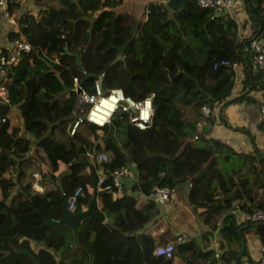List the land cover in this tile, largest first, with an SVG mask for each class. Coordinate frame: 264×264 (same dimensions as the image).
Returning a JSON list of instances; mask_svg holds the SVG:
<instances>
[{"label": "trees", "instance_id": "obj_1", "mask_svg": "<svg viewBox=\"0 0 264 264\" xmlns=\"http://www.w3.org/2000/svg\"><path fill=\"white\" fill-rule=\"evenodd\" d=\"M35 1L36 12H19L16 26L6 33L7 43L0 46L1 57L16 38L30 44L28 51L19 52L16 63L5 65L8 100L0 101V264H33L19 249L30 251L40 264H61L73 240L80 245L79 254H72L66 264H86L93 255V233L106 241V264H171V255L155 254L154 239L139 231L155 216V201L150 198L143 208H136L132 196H112L117 188L111 172L120 165L139 170L141 179L134 186L146 196L154 186L173 188L187 180V204L199 221L208 223L206 233L216 228L223 264H234L238 232L241 237L244 232L254 234L264 248V221L236 217V212L250 207L264 211V160L208 136L212 113L204 116L199 110L202 104L212 109L218 101L261 102L249 92L260 89L264 96V79L252 68L247 44L264 32V0H242L253 26L252 34L242 39L237 38L231 16L195 0L148 1L139 21L115 8L122 0ZM20 4L21 0H9L8 12H18ZM67 51L78 52L81 69ZM220 59L229 63L220 64ZM235 61L242 66L241 91L227 99L234 85L230 63ZM95 80L102 95L111 88H120L132 99L151 95L148 124L136 127L119 107L102 125L88 121L85 112L91 104L80 99L79 92L93 93ZM12 108L20 118L17 123L7 116ZM77 117L81 120L70 133ZM256 127L264 132V116ZM30 147L47 166L44 176L60 182L51 206L35 205L38 198L27 192L30 182L24 180L21 164L24 157L32 159L26 157ZM100 151L106 160L88 159V153ZM61 165L66 170L57 175ZM96 168L103 173L100 180ZM92 175L114 220L104 224L88 216L74 229L61 223L43 225L44 217L59 216L61 199L75 186L84 190L76 206L90 197L86 185H91ZM24 199L34 214L33 225L25 220ZM235 205L239 211H232ZM25 232L43 246L31 248L21 238ZM174 245L172 254L189 264L212 261L213 249L202 248L194 237ZM242 256H247L246 249L238 264Z\"/></svg>", "mask_w": 264, "mask_h": 264}, {"label": "crops", "instance_id": "obj_2", "mask_svg": "<svg viewBox=\"0 0 264 264\" xmlns=\"http://www.w3.org/2000/svg\"><path fill=\"white\" fill-rule=\"evenodd\" d=\"M148 1L155 0H122V2L115 8L118 7V11H125L129 14V18L133 17L134 19L139 21L143 18L142 12L144 10L145 4ZM135 13H138V16H136ZM228 15L231 16L236 22L237 38H246L252 34V22L247 17V14L244 12V10L238 12L236 11L235 13ZM1 41L2 40H0V46L3 45ZM6 43L7 41L4 42V44ZM241 77L242 66L241 63L237 62V65L234 68V85L227 99L233 98L240 93ZM249 92H251L252 96L258 102L261 101L264 97L262 94V90L260 89L251 90ZM211 113L212 123L208 125V136L221 140L222 142L232 147L235 151L243 153L251 152L256 157L264 160V132L256 127V123L261 118L258 111L257 102L248 103L240 101L224 104L223 102L218 101L212 107ZM7 116L10 122L17 123L20 121V118L14 108H12L8 112ZM27 156H31L32 159L26 160L24 157L21 164L24 170L23 178L25 181L30 182L27 192L38 198V200H35L34 202L35 205L51 206L52 193L60 182H56V180L52 179L50 180V178L44 176L45 174H47L45 171L47 169V166L41 159L40 153L34 152L33 148L30 147L26 153V157ZM65 170V166L61 165L56 174L59 175ZM95 170L98 174L100 173L99 168H96ZM84 171L88 172V169L85 168ZM40 172L42 173L40 174ZM43 172L45 173L43 174ZM133 172L134 178L127 176L120 178L119 189H117V193L113 192L112 196L121 194L130 195L135 199V207L143 208L150 197L144 195L139 190V188L134 186V182H140L141 178H138L139 170L137 168L134 167ZM90 179L91 185H86V188L91 193L93 175ZM98 180L100 179L98 178ZM33 182L36 183L37 188H34L32 186ZM187 185V180H182L174 187L173 195L170 196L167 200L160 203L155 201V206L157 208L155 216L151 220H148L139 231L140 233L150 235L154 239V246L163 244L168 241H173L175 244L176 241L186 240L190 237H194L196 242L200 246H202V248H212L213 251H216L218 249L216 228L212 231V233H206L208 231V223L199 221L195 213L187 204ZM98 190L99 187L97 186V192ZM13 191H15V186L11 189V193ZM83 193L84 190L82 189L81 195H83ZM87 200L85 202H81V204H79L75 208L77 210L83 209L86 205ZM96 200L98 208L103 213L104 217L103 220L99 222L104 224L111 223L116 216L115 213L106 210L98 194L96 195ZM21 204L25 205V220L30 221L31 225H33L34 214L30 209V205L25 199ZM236 217L239 221H243L241 220L242 218L240 212H236ZM215 224L216 226L219 225L218 219L215 221ZM176 237H180V239L176 240ZM21 238L27 239L28 244L31 248L36 249L43 246L40 239H36L30 233H22ZM241 238L245 242L247 256L241 257L240 264H250L251 259L255 258L258 255L260 244L254 234L250 232H244ZM92 241L93 255L86 264H106L108 258V249L104 237L100 233H93ZM79 250L80 245H78L74 240L70 242V246L64 251L63 256L60 259L61 264L69 263V261H71L70 256L72 254H79ZM213 257H211L212 261L206 259L203 262H195L194 264H214L215 257ZM171 264L189 263L181 258L178 254L173 253L171 255Z\"/></svg>", "mask_w": 264, "mask_h": 264}, {"label": "built area", "instance_id": "obj_3", "mask_svg": "<svg viewBox=\"0 0 264 264\" xmlns=\"http://www.w3.org/2000/svg\"><path fill=\"white\" fill-rule=\"evenodd\" d=\"M8 1L9 0H0V25H2L3 21H7L9 25L14 28L16 26V20H14L12 14L8 12ZM199 6L202 7H210L216 12H225L228 14H233L236 11L243 10V1L242 0H195ZM14 45L12 48H6V54L0 57V76L2 77V82L0 83V101L2 103L7 102V90L3 85V82L7 81L9 77L6 76V64H14L18 60L20 51H28L30 49V44L19 40L16 38L14 41ZM248 50L250 53V59L252 62L253 70H259L262 73V78L264 79V32L258 34L257 36H252L248 40ZM53 60L56 61L57 58L53 56ZM220 64H228L227 59H220L218 61ZM216 63L213 64L215 66ZM231 67L235 68L237 62H231ZM73 82L76 83V77L74 76ZM75 88L79 90V86L76 84ZM102 88L100 86V82L98 80L94 81V92L87 94L84 91L79 92V98L88 101L91 105L87 108L85 112V118L97 125H102L108 122L109 115L113 110L119 107L121 110L127 112V118L130 123L135 125L138 128L145 127L149 120L151 114V95L144 96L141 99H132L129 96H125L120 88H111L110 91L106 95L101 94ZM104 98H112L113 106L110 109V112L107 114H102L98 105H100L102 99ZM122 100L123 102H119ZM133 109V111H131ZM200 112L205 116L211 112L206 104H202L199 107ZM258 111L260 116H264V100L258 105ZM102 117H101V116ZM81 120V117H77L70 126L69 132L72 133L76 124ZM95 159L97 161H103L107 159V155L105 152L100 151L93 155L92 153H88V159ZM99 179L103 175L102 172L99 173ZM127 176L134 178V172L132 169L128 168L125 165H120L114 168L111 172V181L112 184L119 189L120 178ZM32 186L37 188L35 182H33ZM174 187L168 188L167 186H154L150 195L156 202H163L167 200L170 196L173 195ZM82 194V188L80 185L75 186L72 191L65 197L66 198V208L69 210H74L76 206V200ZM232 211H239L237 205L232 209ZM241 213V220L249 221V222H263L264 221V211L262 209L256 207H250L248 211H243ZM180 237H176V240H179ZM174 250V242L168 241L163 244H158L154 247L153 252L157 255L170 256ZM217 249L214 251L213 255L215 257L214 264H223L222 261L218 258ZM250 264H264V248L260 245L258 255L253 258Z\"/></svg>", "mask_w": 264, "mask_h": 264}, {"label": "water", "instance_id": "obj_4", "mask_svg": "<svg viewBox=\"0 0 264 264\" xmlns=\"http://www.w3.org/2000/svg\"><path fill=\"white\" fill-rule=\"evenodd\" d=\"M67 53L70 54L71 56H73L75 65L79 69H81V64L79 61L78 52L77 51H67ZM76 91L78 92V89H76ZM119 102L122 103L123 101L119 100ZM131 111H133V109H131ZM96 180H97L96 177L93 176L91 195L88 198L86 205L83 209H80V210L74 209L73 211L67 209L66 208V198L63 197L61 199V202H60V214H59V216L57 218L44 217L42 219V224L43 225H54V224H60L61 223V224H65L66 226L74 229L76 227V225L78 224V222L84 217L90 216L96 220L102 221L104 218L103 213L98 208L97 200H96V195H97V182H96ZM238 235H239V247H238L235 259H234L235 264H238V260L245 250V242L240 237V232H238ZM18 251L28 255L31 258L33 264H40V262L34 257V255L32 253H30V251H28L26 249H19ZM90 264H92V263H90Z\"/></svg>", "mask_w": 264, "mask_h": 264}, {"label": "rangeland", "instance_id": "obj_5", "mask_svg": "<svg viewBox=\"0 0 264 264\" xmlns=\"http://www.w3.org/2000/svg\"><path fill=\"white\" fill-rule=\"evenodd\" d=\"M38 4L36 3L35 0H21V4H20V9L18 12H14L12 14L14 20H16L19 12H22L23 10H28L32 13H35L37 8H38ZM12 26L9 25V23L7 21H3L2 25H0V40H2L1 42L4 44V42H6V33L9 29H11ZM1 80V78H0Z\"/></svg>", "mask_w": 264, "mask_h": 264}, {"label": "bare ground", "instance_id": "obj_6", "mask_svg": "<svg viewBox=\"0 0 264 264\" xmlns=\"http://www.w3.org/2000/svg\"><path fill=\"white\" fill-rule=\"evenodd\" d=\"M112 101H113L112 98H104V99H102L100 105H98V107H99L100 111L102 112V114H107V113L110 112V109L113 106Z\"/></svg>", "mask_w": 264, "mask_h": 264}]
</instances>
